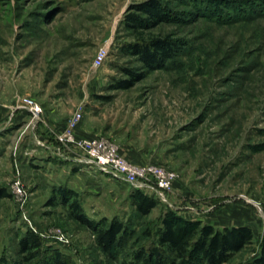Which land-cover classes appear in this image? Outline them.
<instances>
[{
	"label": "rangeland",
	"instance_id": "374dc122",
	"mask_svg": "<svg viewBox=\"0 0 264 264\" xmlns=\"http://www.w3.org/2000/svg\"><path fill=\"white\" fill-rule=\"evenodd\" d=\"M148 1L0 0V106L8 109L0 123V188L7 193L0 199V264L22 258L18 243L27 230L42 241L44 256L57 251L68 264H143L138 252L156 245L168 210L217 229L249 227L252 245L222 264L252 257L264 233V0H223L247 8L231 21L214 14L219 0H156L171 11L170 20L129 27L130 14L146 17L135 7ZM155 38L182 48L163 68L148 70L129 45ZM102 46L108 56L94 66ZM126 70L143 75L122 88ZM26 96L42 107L32 132L28 118L16 125L11 119ZM76 113L82 118L72 127ZM45 116L60 126L41 137ZM81 122L92 136L77 135ZM70 134L115 146L149 186L151 167L175 175L164 190L169 204L149 187L132 189L96 167L73 165L63 177L64 163L37 160L51 144L64 155H81ZM59 189L75 194L91 223H123L127 235L117 254L98 248ZM134 190L156 201L149 214L140 216L133 206Z\"/></svg>",
	"mask_w": 264,
	"mask_h": 264
},
{
	"label": "trees",
	"instance_id": "16d2710c",
	"mask_svg": "<svg viewBox=\"0 0 264 264\" xmlns=\"http://www.w3.org/2000/svg\"><path fill=\"white\" fill-rule=\"evenodd\" d=\"M218 1V0H217ZM219 0L217 5L226 6L231 13H226L216 5L212 8L214 14L231 21L236 17H243L247 14V8L242 5H234L233 1ZM220 3V4H218ZM146 17L130 14L127 24L129 27L138 28L142 22L146 26H155L159 21L170 20L171 11L162 6L156 0L139 4L135 7ZM132 54L138 57L144 68L156 70L163 68L168 60L175 58L181 51L182 45L177 40L155 38L150 41H143L129 45ZM130 78L121 84L122 88L128 87L133 81L141 78L143 73L136 74L126 70ZM59 198L62 203L68 205L74 218L85 223L91 229L98 248L110 257H113L125 242L127 230L120 221L114 219L108 226L104 223H91L82 215L78 199L70 190L59 189ZM7 197L4 189L0 188V199ZM71 202L68 204V200ZM131 201L140 216L150 213L157 205L154 199L149 198L139 191H133ZM161 224L154 234L156 245L139 251L138 258L143 264H222L247 246H251L254 239L253 231L249 227L236 226L214 228L210 224H203L196 220H186L173 211H166L160 220ZM145 234L151 236L149 230ZM19 253L22 255L13 264H29L34 260H42L41 264H68L57 251L44 256L43 244L39 237L31 230H27L23 238L19 240ZM244 264H264V233L261 234L257 247L252 257Z\"/></svg>",
	"mask_w": 264,
	"mask_h": 264
},
{
	"label": "built area",
	"instance_id": "2783aa9c",
	"mask_svg": "<svg viewBox=\"0 0 264 264\" xmlns=\"http://www.w3.org/2000/svg\"><path fill=\"white\" fill-rule=\"evenodd\" d=\"M108 49L106 46H102L95 54L93 61L94 66H99L107 58ZM18 101V102H17ZM16 102L18 103L14 110L24 111L27 114L28 122L26 128L32 132L35 126L41 121L42 107L39 103L34 101L31 97H20ZM13 110V111H14ZM82 115L76 113L71 118V126H76L80 121ZM30 132V133H31ZM35 139V144L39 147H45L44 143L38 140L35 134L31 133ZM70 143H72L80 151L81 155L62 154L58 147L48 146L50 151L53 150L61 157L65 162H71L77 167H96L100 171L102 176H106L115 179L119 182L129 184L130 188L135 190H142L146 187L150 188V191L156 195L157 200L163 204L168 205V199L164 190H167L171 186V182L175 175L167 172L161 168H149V172L152 176L154 186H149L145 181H142V172L140 169L127 164L123 161L115 150V146L107 145L102 140H89L78 139L76 140L71 134L67 136ZM148 178V177H146ZM15 186L18 189L19 182H16ZM19 193V190H17Z\"/></svg>",
	"mask_w": 264,
	"mask_h": 264
},
{
	"label": "crops",
	"instance_id": "0c3cea01",
	"mask_svg": "<svg viewBox=\"0 0 264 264\" xmlns=\"http://www.w3.org/2000/svg\"><path fill=\"white\" fill-rule=\"evenodd\" d=\"M7 111H8V109H6L5 107L3 108L2 106H0V123H3L5 121V118L7 117ZM45 118H46V120L43 121L44 128H43V130H41V132H39V133H41L40 134L41 137H48L49 136L50 133L48 132V127L52 128V127H59L60 126V124H58L56 121H53V119L50 118L49 116H45ZM11 119H14L12 124L16 125V124H19L20 121H22V122L26 121L27 114L24 111L20 110L16 114H13L11 116ZM85 126H83V122H81V124L79 125V128L76 130L77 135L79 137H81V136H90V135L92 136L93 132H91V129H86ZM53 147H56V146L53 145ZM37 156H38L37 160H39V162L43 161V160H46V159L53 158V159H56L55 161H60V162L64 163V165L67 166L68 170H67V173H65V175L63 174V177L67 176L68 173L71 174V169H73V167H74L71 162L63 161L61 159V157L58 155V153H55L53 150L50 151L48 149V152H46V151L41 152ZM84 168H87V167L84 166ZM64 172H66V171H64ZM58 180H59V183H61L60 179H58Z\"/></svg>",
	"mask_w": 264,
	"mask_h": 264
}]
</instances>
